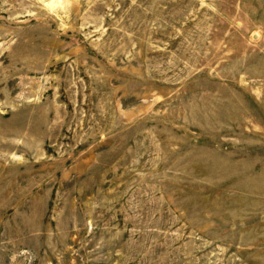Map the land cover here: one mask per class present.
<instances>
[{
    "label": "rangeland",
    "instance_id": "rangeland-1",
    "mask_svg": "<svg viewBox=\"0 0 264 264\" xmlns=\"http://www.w3.org/2000/svg\"><path fill=\"white\" fill-rule=\"evenodd\" d=\"M0 264H264V0H0Z\"/></svg>",
    "mask_w": 264,
    "mask_h": 264
}]
</instances>
